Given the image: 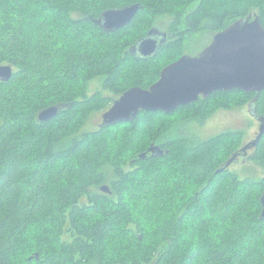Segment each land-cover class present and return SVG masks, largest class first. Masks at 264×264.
Listing matches in <instances>:
<instances>
[{"label":"trees","instance_id":"16d2710c","mask_svg":"<svg viewBox=\"0 0 264 264\" xmlns=\"http://www.w3.org/2000/svg\"><path fill=\"white\" fill-rule=\"evenodd\" d=\"M237 1L0 0V66L14 69L0 81V264H264V175L221 171L247 145L244 130L179 133L255 98L264 117V92H216L85 130L131 88L155 84L185 55L188 33L217 34L251 14L264 25V0ZM135 4L144 8L123 29L95 24ZM165 19L167 44L133 55ZM53 106L57 117L41 122ZM153 145L164 154L147 153ZM252 150L244 160L264 172V136Z\"/></svg>","mask_w":264,"mask_h":264},{"label":"water","instance_id":"95a60500","mask_svg":"<svg viewBox=\"0 0 264 264\" xmlns=\"http://www.w3.org/2000/svg\"><path fill=\"white\" fill-rule=\"evenodd\" d=\"M143 8L142 5L135 4L123 9L109 10L104 12L95 24L107 33L115 32L130 25ZM113 14H119V22L116 24L110 23L109 18ZM167 42L168 35L159 27H154L130 52L144 58L152 57L157 55ZM0 72L3 73L0 75V81L5 83L14 76L11 66H0ZM234 90L257 93V97L264 92V25L256 14H251L225 31L217 33L212 43L199 56L184 55L165 67L159 80L150 88L134 87L125 92L103 114L101 127L131 122L142 111L173 114L179 108L195 103L200 98L207 99L216 92ZM256 100L257 98L250 106L254 117L260 123L259 133L252 142L235 154L221 171L230 169L239 161V157L244 159L264 136V117L258 116L256 109L252 107ZM60 110L58 106L50 107L40 113L39 120L50 121L57 117ZM147 153L162 156L164 150L153 145ZM102 190L108 192L109 188L104 186ZM261 204V220L264 221V195Z\"/></svg>","mask_w":264,"mask_h":264},{"label":"rangeland","instance_id":"374dc122","mask_svg":"<svg viewBox=\"0 0 264 264\" xmlns=\"http://www.w3.org/2000/svg\"><path fill=\"white\" fill-rule=\"evenodd\" d=\"M31 19L32 18H30L29 21H31ZM171 20L172 19L161 20L157 25L161 30L167 31V27ZM215 36L216 34H212L208 31L188 33L184 43L183 53L185 55H190L191 57L199 56L212 43ZM26 56L29 61V55ZM89 86V95H93L96 91L102 89V83L100 80L92 82ZM105 94L108 95L106 92ZM250 105L251 104L249 103L243 108L236 110H220L205 121V123L201 125L189 124L191 126H185L183 131H180L179 133H185L187 135L190 133L198 138L207 139L228 130H244L245 143L248 144L257 137L260 128V123L254 117ZM103 114L101 112L96 113L89 121L85 130L92 131L100 128L103 124ZM243 160L244 159H241L233 164L230 167V170L236 172L241 178L252 177L257 179L264 175L263 170L255 163L251 162L250 159Z\"/></svg>","mask_w":264,"mask_h":264},{"label":"snow or ice","instance_id":"6c2138e0","mask_svg":"<svg viewBox=\"0 0 264 264\" xmlns=\"http://www.w3.org/2000/svg\"><path fill=\"white\" fill-rule=\"evenodd\" d=\"M109 19L111 24H116L119 22V14H113ZM0 75H3V73L0 72Z\"/></svg>","mask_w":264,"mask_h":264},{"label":"flooded vegetation","instance_id":"af4514ba","mask_svg":"<svg viewBox=\"0 0 264 264\" xmlns=\"http://www.w3.org/2000/svg\"><path fill=\"white\" fill-rule=\"evenodd\" d=\"M161 31H162L163 33H166V34L168 35V41L170 40L171 37L174 36L173 34H170L168 30H167V31H163V30H161ZM252 151H253V150H250L249 153L252 152ZM241 159H242V157H239V161H240Z\"/></svg>","mask_w":264,"mask_h":264},{"label":"bare ground","instance_id":"6f19581e","mask_svg":"<svg viewBox=\"0 0 264 264\" xmlns=\"http://www.w3.org/2000/svg\"><path fill=\"white\" fill-rule=\"evenodd\" d=\"M143 112V111H142ZM148 113H150V112H148ZM154 113V112H153ZM157 113V112H156ZM161 113H163V112H161Z\"/></svg>","mask_w":264,"mask_h":264}]
</instances>
